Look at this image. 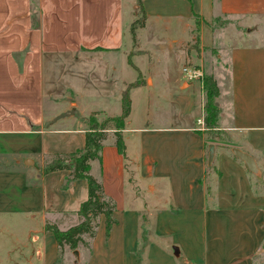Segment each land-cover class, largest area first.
Listing matches in <instances>:
<instances>
[{"label": "crops", "instance_id": "crops-1", "mask_svg": "<svg viewBox=\"0 0 264 264\" xmlns=\"http://www.w3.org/2000/svg\"><path fill=\"white\" fill-rule=\"evenodd\" d=\"M141 2V30L159 32L160 49L216 80L224 139L207 141L197 129L201 82L179 76L185 124L131 125L134 94L154 85L132 60L142 50L128 48L137 0H0V218L26 226L11 230L23 234L12 239V250L21 251L9 256L14 264H56L46 220L60 228L75 222L87 181L64 188L69 172L42 173L45 159L82 148L90 115L98 121L119 115L121 95L138 76L143 82L130 89L122 130L125 157L110 134L102 163L91 162V174L115 203L116 222L106 235L101 215L79 256L85 264H264V41L249 42L258 24L238 19L264 17V0ZM231 26L245 41L222 53L214 35ZM193 29L197 48L187 46ZM205 49L213 54L206 58ZM88 91L93 95L85 101ZM209 143L215 147L210 165ZM234 146L255 159L259 175L233 155ZM69 252L57 264H70Z\"/></svg>", "mask_w": 264, "mask_h": 264}, {"label": "trees", "instance_id": "trees-1", "mask_svg": "<svg viewBox=\"0 0 264 264\" xmlns=\"http://www.w3.org/2000/svg\"><path fill=\"white\" fill-rule=\"evenodd\" d=\"M191 1V0H188ZM138 16L130 26L132 38L135 41V29L144 26L145 11L141 0H137ZM143 80L140 76L130 83L121 95V113L108 116L98 121L94 114L88 118V127L85 131L84 146L72 152L52 153L47 155L42 173L47 174L57 170H67L69 175L63 187L65 188L71 180L85 179L87 181V198L80 204L79 209L74 212L77 220L65 228L50 220H46L45 229L53 233L57 243L59 256L57 263H62L65 249L75 250L80 247H89L85 241L86 237L91 240L96 233L99 217L105 218L106 235L109 234L111 226L116 222L113 215L115 203L111 198L105 196L102 183L91 174V162L102 163L101 150L106 139L111 134L114 137V145L118 152L125 157V143L122 130L125 118L131 110L130 89L139 86ZM203 91V118L206 128L207 141L214 142L216 139H224L223 131L218 129L217 120L219 108L215 99L219 94L216 80L212 75L204 74L202 79ZM112 130V133L109 132ZM223 135V136H222ZM264 246V243H263Z\"/></svg>", "mask_w": 264, "mask_h": 264}, {"label": "rangeland", "instance_id": "rangeland-1", "mask_svg": "<svg viewBox=\"0 0 264 264\" xmlns=\"http://www.w3.org/2000/svg\"><path fill=\"white\" fill-rule=\"evenodd\" d=\"M228 21L235 19L234 17H227ZM242 21H251L257 23V31L250 36L249 42L254 44H261L264 41V17L257 16L252 17L249 15L238 17ZM142 26H137L135 29L136 40L132 38V33L129 29L128 48L142 50L136 57L133 56L132 60L136 63L137 67L142 72L143 76L148 73L154 80L153 86L144 87L140 92V96H133V113L131 118V125H150V126H166V125H184V119L182 118L188 110L184 107L183 97L186 96V92L178 89V76L185 79V74L182 72L183 66L193 65L188 63L184 57H179L178 54L167 49H160L159 45L164 44V41L159 39L163 36L159 32L148 33L147 30H141ZM191 40L187 43V46L197 48V31L193 29L191 31ZM244 36H239L235 27L231 26L227 32H217L214 35V39L217 44L221 45L220 51L225 52L230 46H235L239 43H244ZM131 38V40H130ZM248 41V40H247ZM227 48V49H226ZM211 49L204 50V56L207 58L212 55ZM196 66V65H195ZM198 67V66H197ZM217 70V68L208 67V71ZM150 84V80L148 81ZM93 93L88 91L85 101H90ZM200 93L199 90L195 91L194 98L196 102V108L194 109L197 117L201 115L199 112L200 106ZM198 110V111H197ZM178 115V116H177ZM169 121H171L169 123ZM18 218H0V264H14L11 258L18 256L21 251L12 250V239L14 237L22 238L23 234L16 233L12 235V229L18 228V232L24 231L26 226ZM70 221L66 219V224ZM4 226V229L1 228ZM146 226V220H143V227ZM14 236V237H13ZM85 241L89 244L90 240L86 237ZM88 247H80L78 250H82L83 254ZM69 249H65L63 258L66 257V253H70ZM80 254V253H79ZM11 258H10V257ZM75 256H70V264H85L84 257L79 256V261Z\"/></svg>", "mask_w": 264, "mask_h": 264}, {"label": "water", "instance_id": "water-1", "mask_svg": "<svg viewBox=\"0 0 264 264\" xmlns=\"http://www.w3.org/2000/svg\"><path fill=\"white\" fill-rule=\"evenodd\" d=\"M214 144L209 143L208 144V155H207V164L210 165L213 161L214 157ZM231 151L233 155L237 158H239L241 161H243L245 168L250 172L255 175H259L260 171L259 168L256 164L255 159L245 151L239 149L238 147H232ZM73 255H75L76 260L79 259V251L77 249L73 250Z\"/></svg>", "mask_w": 264, "mask_h": 264}, {"label": "built area", "instance_id": "built-area-1", "mask_svg": "<svg viewBox=\"0 0 264 264\" xmlns=\"http://www.w3.org/2000/svg\"><path fill=\"white\" fill-rule=\"evenodd\" d=\"M182 72L185 74V77L188 80H194V79L200 80L201 85H202V79H203L204 73L195 65L189 64V65L183 66ZM202 111H203V109H202ZM196 123L199 125L197 128L198 130H201V131L206 130V128L204 126L203 113H202L201 117L197 119Z\"/></svg>", "mask_w": 264, "mask_h": 264}]
</instances>
